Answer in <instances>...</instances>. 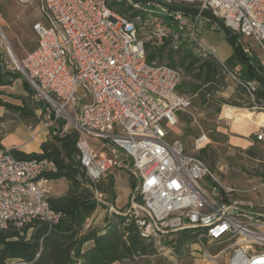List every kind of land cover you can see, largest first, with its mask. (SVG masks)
<instances>
[{"label": "built area", "instance_id": "built-area-1", "mask_svg": "<svg viewBox=\"0 0 264 264\" xmlns=\"http://www.w3.org/2000/svg\"><path fill=\"white\" fill-rule=\"evenodd\" d=\"M18 1L39 8L37 45L18 61L10 47L6 55L48 104V135L78 133V156L93 182L113 166L130 165L142 201L133 196L127 211L144 233L158 239L168 230L193 228L198 244L222 246L217 254L227 255L225 264H264V213L240 198L245 190L239 185L221 180L180 139L168 138L177 113L192 101L179 90L180 69L147 60L148 44L212 57L226 78L245 89V108L253 115L264 113L257 94L262 83L244 80L241 66L229 65L208 44L205 32L210 26L218 29L216 24L165 7L149 10L139 0H127L138 12L134 18L112 9L110 0ZM161 1L215 13L239 40L258 43L264 69V0ZM149 20L151 29L143 37L139 22ZM11 122L0 120V228L35 219L56 223L60 214L50 205L44 178L56 164L48 158H19L5 147L2 139ZM260 127L255 135L264 142ZM209 142L202 133L194 146L200 150ZM95 195L99 204L108 203L101 191ZM85 227H91L90 220Z\"/></svg>", "mask_w": 264, "mask_h": 264}, {"label": "trees", "instance_id": "trees-1", "mask_svg": "<svg viewBox=\"0 0 264 264\" xmlns=\"http://www.w3.org/2000/svg\"><path fill=\"white\" fill-rule=\"evenodd\" d=\"M109 6L130 18L138 14L127 0H110ZM228 40L233 44L234 49L226 60L227 63L232 66L240 65L244 80H259L262 83L257 94L264 101V69L259 60L242 50L237 43L238 35ZM184 52L183 56L177 60L176 51L166 45L153 49L147 46V60L158 63L166 61V64L180 69L182 73L184 70L192 78L190 90L198 93L205 104H210L217 93L226 86L222 67L212 57L198 56L190 49ZM9 63L6 52H0V86L11 85L21 78L22 73L11 70L13 68L9 69ZM182 86L183 82L179 90L184 93ZM237 86L240 92L239 100H223L222 104L230 103L237 107L244 105L246 101L241 100H247L246 95L244 96L245 89L240 84ZM23 87L25 93L16 96L21 100V104L5 100L2 97L4 92L0 90V107H3L6 112H12L15 119L20 121L37 120L40 115L46 113L45 100L35 98L37 92L27 79ZM181 114H183L182 111L177 113L178 116ZM77 140L78 133L72 130L61 135L50 134L41 143L39 153H26L15 147L11 148V151L19 158L41 157L54 161L56 171L44 174V178L48 180L64 178L68 188L61 195L50 196L52 209L60 214L56 223L51 224L42 219H35L22 227L10 225L7 229L0 228V264H7V261L11 259H16L23 264H113L116 261H128L127 264H132L141 258L156 255L162 245L174 246L172 241L164 239L166 233H183L185 239L181 246L196 240V232L193 228L168 230L160 238L155 239L138 228L126 208L113 211L108 215L103 227L85 230L86 222L99 205L95 191H101L114 200L116 198L115 180L112 178L107 181L102 179L93 182L88 177L86 168L81 164L78 156ZM198 156L203 159L202 156ZM130 186L135 191L137 182L131 180ZM135 199L142 201L139 193L135 195ZM88 242L91 244L86 246Z\"/></svg>", "mask_w": 264, "mask_h": 264}, {"label": "rangeland", "instance_id": "rangeland-1", "mask_svg": "<svg viewBox=\"0 0 264 264\" xmlns=\"http://www.w3.org/2000/svg\"><path fill=\"white\" fill-rule=\"evenodd\" d=\"M146 5L149 10L161 8V6L154 3ZM39 19L40 11L36 5L22 3L18 0H0V52L7 53L8 47H11L18 60L23 59L25 54L33 50L37 45V33L34 29V24ZM139 26L141 35L147 37L152 26L151 21H141ZM210 27L207 28L205 34L208 44L212 45L214 41L217 45L220 44V41L226 42L223 48L219 45L220 56L223 59L229 50L233 51L234 46L220 29ZM237 43L240 44L243 51L256 57L260 62L262 50L255 40L240 37ZM147 46L150 49L155 47L152 44ZM184 53V50L176 51L175 58L179 60ZM8 58L10 60L8 66L11 69L14 66L13 59L9 55ZM11 70L18 71L17 69ZM25 81L26 78L21 75V78L17 79L13 84L0 86V90L4 92L2 97L12 103L21 104V100L16 96L25 93L23 87ZM182 82V90L185 95L190 97L192 103L189 108L182 110L183 114L177 115L178 122L171 127L168 138L171 140L180 139L189 153L202 156L206 164L221 180L227 183L240 184V188L245 190L244 193H241L240 198L254 202V208L264 213V200L258 198L260 195H264V187L259 185L264 182V142L254 141V133L259 128H256L252 123H237L232 119L223 117V105L230 104H222L223 100H225L223 94L217 93L210 104H205L198 93H193L190 90L192 78L184 70ZM35 98L42 99L37 93ZM241 101L247 100L242 99ZM44 104L48 107L46 101H44ZM240 109L245 110H242L243 113H250L244 105ZM51 111L53 110L51 109ZM38 113H40L39 110ZM48 113L49 110L47 108L46 113L40 115L37 120L20 121L15 119L16 117L12 112H6L3 107H0V120H14V122L10 123L8 131H11L13 126L20 122L33 128L39 127L40 129L42 127L46 128V124L51 121L52 118L49 117ZM253 116L255 119L263 117L259 113ZM202 133H206L209 136L210 142L198 150L194 146V140ZM112 178H114L115 186L117 185L119 191L127 196L130 206L132 197L137 194L136 191L132 190L130 182L135 180L138 184L137 179L131 173L130 165L128 167H111L104 179L107 181ZM256 185L259 186L258 190L251 191ZM47 186L50 190V196H53L61 188L60 185L51 186L49 182ZM128 190H132L129 195L127 194ZM104 199L109 202L112 201L107 194ZM100 206L106 207L107 204L100 203ZM101 224L97 223V226H101ZM166 234L164 239L172 241L174 246H178V248L162 245L156 255L141 258L132 264H225L226 262L227 255L225 253L217 254L222 247L218 244L210 242L198 244L194 241L186 242L181 246L185 239L183 233ZM127 263L129 262H124V264ZM7 264L17 263L9 260Z\"/></svg>", "mask_w": 264, "mask_h": 264}, {"label": "crops", "instance_id": "crops-1", "mask_svg": "<svg viewBox=\"0 0 264 264\" xmlns=\"http://www.w3.org/2000/svg\"><path fill=\"white\" fill-rule=\"evenodd\" d=\"M205 34H206V32H205ZM225 43L223 41H220L219 45L222 46L221 48H223L226 45ZM219 45H217V43L215 41H214V43H212V46H216L218 49H219ZM232 52H233L232 50H229L226 53L225 58H223V59L227 60L230 57V55L232 54ZM224 79L226 82V86L219 93L223 94V96L225 97V100L238 99V95L240 94V92L238 90L237 84H235L229 78H226V76ZM244 96H245V94H244ZM260 120H262L263 125H264V115H263V117H261ZM256 128L260 129L261 127L256 126ZM48 132H49V130H47V128H45V127H42L40 129H39V127L33 128L32 126H27L23 122H20V123H17L16 125H14L13 128L11 129V131H7V133L5 134V136L2 139V144L5 147H8V148L15 147V148H17L23 152H26V153H31V152L39 153V152H41V147H40L41 143L45 139H47L49 136ZM256 132L254 133V135L256 134ZM254 141H256V142L259 141V140H257L256 135L254 136ZM49 183L51 186H57V185L61 186V188L58 189V192L55 193L53 196L63 194L68 188L67 181L64 178L56 179V180H49ZM259 185L264 187L263 182L260 183ZM239 186H240V184H239ZM131 191L132 190H128L127 194L129 195L131 193ZM115 192H116V198L110 202L107 201L108 203H107L106 207H101L100 204L97 206V208L94 210V212L92 213V215L88 219L91 221V227H88V228L85 227V230H89L92 227H103L105 225L106 217L108 215H110L113 211H119L123 208H126V209L128 208L129 200H128L127 196L123 195L119 191L117 185L115 186ZM258 198L264 200V195H260ZM97 223H102V224H101V226H97ZM90 244H91V242H88V243H86V246H88ZM11 260L17 264H23L21 262H18L16 259H11ZM113 264H124V262L116 261Z\"/></svg>", "mask_w": 264, "mask_h": 264}, {"label": "water", "instance_id": "water-1", "mask_svg": "<svg viewBox=\"0 0 264 264\" xmlns=\"http://www.w3.org/2000/svg\"><path fill=\"white\" fill-rule=\"evenodd\" d=\"M139 1L144 4L154 3L174 12H181L188 15H201L206 19H208L209 21H211L212 23L216 24V26L224 33L227 39L235 36L234 32L225 24V22L211 11L201 10L200 8L195 6L174 5L161 0H139Z\"/></svg>", "mask_w": 264, "mask_h": 264}, {"label": "bare ground", "instance_id": "bare-ground-1", "mask_svg": "<svg viewBox=\"0 0 264 264\" xmlns=\"http://www.w3.org/2000/svg\"><path fill=\"white\" fill-rule=\"evenodd\" d=\"M11 49V47H10ZM12 50V49H11ZM15 60L18 61V58L15 56ZM243 109H240L238 107H234L230 104H224L223 109H222V116L225 118L232 119L234 122L237 123H244V124H249L252 123L255 126H262L263 122L259 118H254L253 114L251 113H243ZM245 111V110H243ZM263 114L264 113H259Z\"/></svg>", "mask_w": 264, "mask_h": 264}]
</instances>
